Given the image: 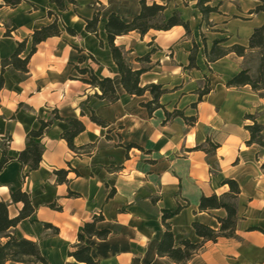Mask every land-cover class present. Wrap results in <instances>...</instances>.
I'll return each instance as SVG.
<instances>
[{
    "label": "crops",
    "instance_id": "1",
    "mask_svg": "<svg viewBox=\"0 0 264 264\" xmlns=\"http://www.w3.org/2000/svg\"><path fill=\"white\" fill-rule=\"evenodd\" d=\"M51 1L23 0L17 8H10L0 0V75L2 59L14 53L18 42L31 38L36 29L56 18L62 26L61 36L38 45L27 73L12 67H6L4 73L0 159L8 140V155L17 159L26 148L28 133L38 129L41 120H51L56 113L61 117L43 137L44 153L37 170L22 181L29 167L22 169L18 161H13L0 173V201L11 203L12 192L21 188L30 194L36 211L34 222L21 221L11 234L36 242L50 264H85L69 252L78 244L83 225L103 214L105 219L98 226L110 229L112 234L107 240H86L101 264H176L157 253L165 230L163 210H173L178 203L186 206L171 220L176 242L185 238L201 242L193 222L218 230L217 217L226 216L224 209L200 212L201 197L229 192L224 181L233 179L241 190L237 237L206 242L188 264H264V148L247 144L250 133L246 126L252 121L245 119L253 114L264 127V90L226 86L242 69L256 71L257 54L239 57L231 52L208 62L201 36L205 34L209 49L216 39H225L226 48L236 44L249 47L254 30L264 24V12L253 13L260 2L211 0L210 5L218 7L219 12L210 14L212 26L208 27L197 7L198 0H147L166 6L167 16L179 12L191 33L177 25L167 31L151 29L143 36L133 31L116 38V45L128 52L135 69L147 68L140 78L141 86L162 85L166 93L160 103L169 112L179 110L196 118L193 125L181 117L164 125L163 109L150 115L142 106L152 99L149 92L131 96L123 88L106 32L112 12L130 20L139 12L140 0H76V5H69L65 11ZM96 12L101 14L98 36L86 30V20ZM12 24L17 29L7 36L6 26ZM63 25L77 35H69ZM195 45V67L190 68ZM30 46L31 41L22 57ZM148 53L151 62L136 61ZM89 55L98 62H91L95 73L113 79L120 96L117 102L110 104L97 98L101 91L79 80L81 75L75 66H85L79 60ZM207 83L211 91L200 101L199 91ZM92 112L107 126L92 122ZM71 118L86 125L75 138L77 147H85L79 153L61 137ZM208 140L219 144L211 155L198 148H208ZM71 168L75 171L68 173V182H58L56 171ZM113 190V197L108 199ZM70 191L78 197H71ZM54 203L61 209L51 208ZM23 206L12 203L10 217L19 216ZM48 224L52 227H46ZM250 227L262 230L250 231Z\"/></svg>",
    "mask_w": 264,
    "mask_h": 264
},
{
    "label": "trees",
    "instance_id": "2",
    "mask_svg": "<svg viewBox=\"0 0 264 264\" xmlns=\"http://www.w3.org/2000/svg\"><path fill=\"white\" fill-rule=\"evenodd\" d=\"M4 5L10 8H17L23 0H2ZM260 5L253 11V13L264 12V0H258ZM60 11H65L68 9L69 5H76V0H52ZM211 0H198L197 7L202 14V20L206 23V26L211 27V23L208 18L210 14L219 12L218 7H213L210 5ZM2 5H0V8ZM166 6L153 2L149 4L147 0H140V10L139 12L131 17L130 20L123 19L119 14L112 12L108 16L106 23V32L108 36V42L110 45L112 58L116 63L120 77L121 84L125 91L131 96H143L146 92H149L152 99L146 103H142L149 114L152 115L154 111L158 109H163L166 115V119L163 124H167L177 117L183 118L186 123L193 125L196 123L195 117H187L185 114L179 110L169 112L161 103L160 98L166 93L162 85L151 84L145 87L141 86L140 78L143 73L147 71L146 67L140 69H135L130 58L128 57V52L120 46H117L115 41L118 36L129 34L130 32L136 31L142 36L148 33L151 29L167 31L172 29L177 25L183 26L187 33L190 34L191 30L189 23L184 22L181 19L179 12H173L171 16H167ZM52 12H50V15ZM100 12H96L91 20H86V30L96 36H98V24L100 22ZM7 36H11L13 32L16 31V26L14 24L7 25ZM64 30L71 36H76L77 32L69 26L63 25ZM62 26L59 24L58 18L49 25L42 26L36 29L31 38H26L22 42H18L17 48L13 54L9 57L2 59L1 65V75H0V91L4 88L5 78L4 73L6 67H12L15 71L22 73H27L29 71V62L31 57L36 53L37 47L42 42L46 41L51 37L61 36ZM203 42V53L208 62H215L229 53L233 52L239 57H246L251 52L257 54L258 67L256 71L250 67L242 69L233 78L226 82L228 88H242L245 86H250L253 91L264 90V24L256 28L250 38L249 47H245L239 44L232 46L231 48H226L223 44L226 42L225 39H216L213 42L212 47L209 49L207 46V38L205 34H201ZM31 41V46L28 54L22 57V54L28 49V43ZM197 52V46H194L192 54L190 56L189 67H195V55ZM151 53L137 58V62L149 63L151 62ZM90 61V63H88ZM92 63H98L96 59L89 55L88 57H82L79 60L80 64H85V66H75L76 71L81 75L82 82L98 88L101 94H96V97L102 100L108 101V103L113 104L117 102L120 98L118 91L115 87L114 81L110 77H99L92 65ZM75 79V78H72ZM211 88L209 83L205 86L203 90L199 91V100L201 101L203 96L210 93ZM61 119L58 113L55 114L54 118L51 120H41L40 127L38 129L32 130L28 133L26 148L19 154L17 159H14L8 155V143L2 148V156L0 159V173L13 161H18L22 169L29 167L27 173L22 174V181L28 176L29 172L37 170L40 167L44 153L43 137L46 131L53 125V123ZM92 122L95 124L106 127L107 122L100 119L92 112L90 117ZM245 119L251 120L252 124L246 126V129L250 133V139L248 140V145L257 144L264 148V127L258 123L257 118L253 114H247ZM69 127L65 130L61 137L64 139L71 150L79 153L85 147H77L75 145V138L86 130V125L77 118H71L67 120ZM208 142V148L200 146L198 148L203 149L208 154L214 153V151L219 147V144H214ZM135 147V146H131ZM264 171V162L261 166ZM71 170L61 169L56 171L58 182L66 183L68 182L67 176ZM224 184H228L230 191L222 195L213 194L210 196L203 195L199 203V211L211 213L213 210L224 209L226 211V216L217 217L220 224L218 230L205 225L200 222H193L192 226L195 230L196 235L202 239L201 242H193L189 238H185L179 243L176 242L174 232L172 230L171 220L181 213V211L186 207L178 203L177 207L173 210H163L162 212V223L164 225V232L160 242L157 245V253L161 257H167L173 263L176 264H188L189 261L197 254L205 245L206 242H218L220 238H236V230L238 221L240 219L238 212V200L241 194L240 186L236 180L227 179ZM69 195L71 197H78L79 194L70 191ZM114 195V190L109 194L108 199L112 198ZM12 203H23V209L19 216L16 218H11L9 215V207ZM53 209H61L57 204H51ZM35 208L32 204L30 194L24 192L21 188L12 192V202L7 203L5 201H0V264H6L8 261L18 262V263H40V264H50V261L42 254L39 245L31 240L18 238L12 235L10 230L17 227V225L25 220L30 219L32 222L36 220ZM103 214L95 215L92 221L87 222L80 229L78 234V244L73 250L69 252V255L74 257L78 262L85 264H101L100 260L93 256L92 248L86 244L87 239H99L107 240L112 231L107 228H100L99 223L104 221ZM46 227H52L51 225H46ZM58 231L57 229H55ZM250 231L262 230L258 227H250ZM6 238L5 242L1 239Z\"/></svg>",
    "mask_w": 264,
    "mask_h": 264
}]
</instances>
